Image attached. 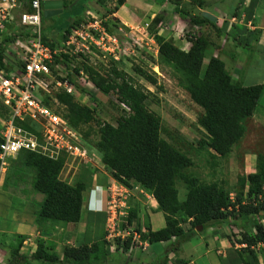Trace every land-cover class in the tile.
<instances>
[{"label": "rangeland", "instance_id": "1", "mask_svg": "<svg viewBox=\"0 0 264 264\" xmlns=\"http://www.w3.org/2000/svg\"><path fill=\"white\" fill-rule=\"evenodd\" d=\"M65 1L68 3L69 8L64 9L62 15H56L51 19H42L43 35L45 33L56 34L63 26L66 27V23L70 21L73 14L71 12L72 6L77 0ZM90 1L92 3H89V6L87 5L83 13L80 14L81 22L72 23L69 27V34H65L68 37L66 42H63L58 34H56L57 39H48L51 47L58 51L55 56H59L62 61H65L63 55L69 56L68 66L65 62L58 65L52 64V76L43 77L44 82L49 85L50 94L56 97L59 93H66L63 86L58 87L56 83L68 79V73L74 72V69L82 65L92 66L95 69H100L101 66L106 69L118 68L132 77L136 85L151 93L147 100V106L149 110L155 112L162 119V138L187 154L194 162V166L185 170L184 173L197 178L201 183L216 182L229 191L231 196L235 197L241 191L238 184L239 177L246 176L249 169L256 166L257 157L264 155V128L256 130L255 127H252L251 129L249 122H247V134L234 146L231 154L224 158L215 156L208 146L207 135L198 123L199 118L203 115V109L192 101L190 94L182 87L179 81L180 75L171 66L160 60L158 46L153 41V37L157 34V26L161 21H163L164 34L167 35L166 39L171 40L185 51H188L191 47L190 37L204 35L211 42V48L207 52L204 61V70L210 57H223L235 82H239L244 86L260 85L264 84V45L257 44L259 38H250V29L247 27H245L247 30L245 28L234 29L235 26L241 23L240 19L246 23L249 19H253L254 13L251 16L248 12L241 13V15H238V18H240H236L235 23L237 24L232 21L235 16L232 14L224 15L225 11L223 13L219 11L217 15H210L218 29L226 32L224 35L212 26L199 27L193 24L190 19L183 18L180 15H174L173 18L179 20L180 17L185 22L180 21L181 23L175 25H173V22L170 23V26L173 27L171 30L169 21L165 20L166 15L163 11H160L156 18L155 16L152 17L150 11L152 9L151 0H143L147 7H138L139 11L136 9L139 6L138 2L135 3V0H131L133 5L122 10L125 24H119L120 21L117 18H109V16H112V11L121 8L119 0H108L105 4H101L99 0ZM179 1L183 2L182 0H171L170 3L172 4L167 5L166 8L175 13V3ZM72 3L74 4L72 5ZM224 6H226L225 2ZM188 10L192 14L193 9ZM207 12L211 13L209 8H207ZM77 14L75 13V15ZM141 14L143 15L142 18H146L145 23H131L135 16ZM197 16L205 17L204 14L203 16L197 14ZM71 19L74 20L73 17ZM113 19H117L116 25L112 24ZM144 24H149L147 30L149 34L147 36L143 35L145 33L143 31L145 29ZM105 25H108L113 31L109 32ZM231 32H234L235 36ZM23 35L24 30L17 27L0 36L1 43H4L3 39L5 37L11 38L10 42L4 46L7 55L8 49L10 51L14 49L10 46L16 47L14 43L18 40H20V45L27 42L22 38L18 39V36ZM23 56V51H16L15 56H13L15 63L20 60L22 62ZM137 66L153 75L157 79V86L151 85L138 76L134 70ZM86 78L87 74L81 68L80 74L77 77L75 75L71 93L74 100L81 105L95 109L96 117L101 123L117 126L119 118L129 110L119 102L116 93L104 94L90 82L89 78ZM40 96L51 100L49 93L46 91L40 90ZM263 98L264 94L261 101ZM261 101L255 114H262L264 117V111L260 107ZM61 113L64 116L67 112L63 108ZM8 114L0 103V129L7 120ZM76 132L78 138L82 141V148L86 150L87 154L85 155L87 156L86 158L85 156L67 157L60 179L73 186L84 182L87 185V190L84 193L83 202L85 201L84 203L87 205L93 196V191L98 189H93V185H96V176L100 181L103 176L110 175L112 177V175L102 163V154L97 147L100 140L98 125L91 123L76 129ZM22 157L21 155L10 160V166L0 182L1 227L8 229L10 232H16L18 223L24 222L29 227V231H23L15 237L19 241V252L21 246H24V241L32 239V246L31 244L30 246L25 245V249L22 250L25 256L31 257L36 252L38 245L43 242L46 251L57 253L60 259L63 260L64 251L67 247L80 248L86 243L92 245L94 242H98L101 251L91 256L89 264H135L137 262L138 254L144 251L143 248L146 245L141 243L143 241L141 235L147 233L146 223L149 220L148 215H145L148 211L145 206L147 201L144 197L139 196V200L136 199L135 196L122 191L121 183L115 181L113 184L106 186V190H104L103 212H99L96 216H88L84 206L82 218L77 224L44 223L40 225L36 223V217L44 195L35 192L33 185L36 172L33 168L24 165V158ZM133 187L139 186L135 185ZM176 187L179 191L180 201H184L187 195L185 182L177 179ZM115 188L116 200L111 203L112 200L109 195H113L114 192L110 189L114 190ZM133 209L138 211L137 218L132 224H129L128 217ZM115 216L116 220L112 223L110 219ZM113 224L114 228L112 227ZM127 229L130 233L129 236L124 234ZM10 232L9 236H11ZM127 240L130 241L132 246L128 255L123 249ZM3 253H5L4 257L9 254L7 264H40L37 261L18 260V258L14 260L10 256L11 252L6 250ZM140 260H143V258L138 261ZM147 263L151 264L152 262L147 260Z\"/></svg>", "mask_w": 264, "mask_h": 264}, {"label": "trees", "instance_id": "2", "mask_svg": "<svg viewBox=\"0 0 264 264\" xmlns=\"http://www.w3.org/2000/svg\"><path fill=\"white\" fill-rule=\"evenodd\" d=\"M79 1L76 3L78 4ZM107 1L99 0L101 4ZM151 1L159 5L167 1L171 2V0ZM63 2V8L68 9V3L65 0ZM118 2L122 6L125 0ZM76 3L72 4L79 9ZM175 4V12L181 17L190 19L199 27L209 25L223 33V30L218 29L209 19L189 13L188 9L191 8H209L212 4L209 1H200L196 6L191 5L192 2L185 4L179 1ZM84 8L74 15L75 23L81 22L80 14L83 13ZM248 11L251 16L253 9ZM116 12L118 10L112 11L111 15ZM235 14L239 15L238 12ZM113 20L112 24L116 25L117 19ZM70 26L66 25L63 30H59L63 42L67 41L68 37L63 34H69ZM105 26L109 32L113 31L108 25ZM237 28L245 27H234ZM43 38L47 42L46 35ZM10 39L5 37L4 43L0 42V72L4 71L6 76L14 68L10 62L5 63L8 55L4 46L10 42ZM155 42L160 60L180 75L179 81L182 87L190 94L192 101L203 109V115L198 123L208 137L209 148L215 156L227 157L234 146L245 137L246 123L253 117L260 104L264 94V84L244 86L235 82L226 63L215 56L210 57L204 70L206 54L211 48V42L204 35L190 37L191 47L188 51L182 50L171 40L157 34ZM63 58L65 61L55 56L53 64L65 62L68 66L69 56L63 55ZM81 68L99 91L104 94L116 93L119 102L129 111L119 118L117 126L101 123L96 117L95 109L81 105L72 95L59 93L56 95L58 103L67 112L63 118L76 129L91 123L98 125L100 140L97 147L102 154V163L112 177L127 188L135 185L143 188L158 203L159 210L165 215L167 225L162 230L152 231L150 220H147V233H143L141 238L151 244L168 242L175 238L179 247L190 239L182 227L187 222L191 224L190 231L195 233L198 227H202V231H205L217 222L240 221L242 225L244 224L245 231L240 234L241 239L238 242L247 244L242 249L247 255V258H243V262L261 264L258 252L254 248L264 243V155L257 157L256 170L253 173L239 177L238 184L241 191L232 198L231 193L218 183H201L197 178L184 173L194 166V162L187 154L162 138V119L147 106L151 94L149 91L136 85L132 77L115 67L106 69L101 66L100 69H95L92 66L82 65L74 69V72L68 73L71 84H74L75 75L77 77L80 74ZM134 70L148 83L157 86V79L148 71L139 66ZM45 101L48 106H52L48 99ZM6 111L9 113L7 109ZM25 127L30 128L28 125ZM30 129L40 134L38 129ZM21 155L24 158V165L33 168L36 172L33 185L35 192L44 195L36 223L40 225L79 223L87 185L80 182L73 186L60 179L65 159L53 161L34 152H25L19 156ZM177 179L183 180L187 186L184 201L179 199ZM137 214L138 211L134 209L130 212L129 224L137 218ZM253 229H256V233ZM88 244L80 248L67 247L63 260L57 253L46 251L43 242L38 245L31 257L21 255L18 248L11 250V256L14 260L18 258V260L37 261L40 264H89L91 256L101 249L98 242ZM131 247L130 241L127 240L123 249L127 252ZM175 264H186V262L179 260Z\"/></svg>", "mask_w": 264, "mask_h": 264}, {"label": "built area", "instance_id": "3", "mask_svg": "<svg viewBox=\"0 0 264 264\" xmlns=\"http://www.w3.org/2000/svg\"><path fill=\"white\" fill-rule=\"evenodd\" d=\"M236 20L233 18V23ZM17 27L24 30V35L18 36V39L27 42L20 45L18 40L14 43L16 47L10 48L24 52L22 62L15 63L7 76L4 71L0 72V102L9 111L0 129V182L10 166V160L25 152H34L53 161L70 156H87L76 128L63 118L60 111L63 107L50 94L49 85L43 80L45 76H52L51 66L58 51L43 38L42 0H0V33H7ZM144 27L143 35L147 36L149 24ZM56 84L58 87L63 86L66 93L71 95L73 84L68 79ZM40 90L49 93L52 106L45 103L46 99L40 96ZM25 125L38 129L40 134ZM110 190L114 192L109 195L111 203H114L115 189ZM114 220L116 216L110 219L112 223ZM112 227H115L114 224ZM124 234L130 235L128 229Z\"/></svg>", "mask_w": 264, "mask_h": 264}, {"label": "crops", "instance_id": "4", "mask_svg": "<svg viewBox=\"0 0 264 264\" xmlns=\"http://www.w3.org/2000/svg\"><path fill=\"white\" fill-rule=\"evenodd\" d=\"M182 1L185 4L192 2L191 5L196 6L200 3V1H203V0H194V1L193 0H182ZM252 1L254 3H252ZM134 2L135 3L138 2L139 4V6H137L136 8L137 10H138V7L139 8H144L145 6L147 7V5L143 2V0H135ZM224 2L226 3V6H224ZM89 3H92V1L83 0L82 2L80 0L78 4L76 3V5L79 6L80 10L72 6L73 9L71 10V12L73 14L71 18L72 17L74 18L75 13L81 12V9H83L84 7L86 9L87 5L89 6ZM151 3H152L151 4L152 9H150V11H151L152 17L155 16L156 18L159 12L163 11L164 14L166 15L165 20L169 21V27H171V30L173 27L170 26V23L172 24L173 22V25H175L176 23L185 22L180 17H179V20L177 18L176 19L173 18L174 15L178 16V14L166 8L167 5L171 4L170 2L167 1L165 4H163V6L155 3L154 1H152ZM209 3H212L211 5H209V9H212L210 11L213 14H211L210 12H207V9H205L206 11H204L203 8H196V9L191 8L193 9L192 14L193 15L199 14L200 16H203L204 14L205 18L213 22L214 19L211 18L210 15H217L219 11L221 13L225 11L223 13L224 15L228 16V14L229 15L232 14L235 16V18L239 19L240 17L238 18V15H236L235 13L238 12L239 15H241V13L243 12L249 13L250 10L248 11V9L250 8L251 4H254V6L252 5V8H250V9H253V13H254L253 19L254 20L249 19L248 22L245 23L244 21L240 19L239 21L241 23L237 26H244L250 29L249 31L251 33L250 38L257 37L259 38V41L257 42V44L260 46L264 45V29H262L264 28V0H210ZM63 5H64V2H63ZM132 5L133 3H131V0H125V3L123 4V6H121V8H119L118 12L114 14L113 16H109V18L111 17L117 18L120 21L119 24H125L126 21L123 19L122 10L126 7L130 8V6ZM63 11H64V8H63ZM141 12H144V11H141ZM142 16H143L142 14L135 16V18L132 19L131 23L133 22L143 23L146 20V18L144 17L142 18ZM49 18L51 19V17ZM71 18H70V21L66 23L68 26H70L72 23H75L74 21L75 19L71 20ZM256 18L257 20H255ZM162 23L163 21H161L157 26L158 28L157 34H159L160 36H164L166 38L167 35L164 34V30L162 29ZM234 24H237V23H234ZM63 28H65V26H63L61 29L63 30ZM262 30L263 32H261ZM254 32H257V33H254ZM223 33L225 35L226 32H223ZM231 33L233 34V36H235L234 32H231ZM56 34H58L59 38L62 37L59 31ZM56 34L45 33L43 36L46 35L47 42H48L49 38L57 39ZM15 52L16 51L14 50L10 51V49H8V57L5 60V63L9 64L10 62L11 64H13V66L15 65V61L13 59V56H15ZM220 59L224 61L223 57H220ZM260 107L264 111V98L261 101ZM247 122H249V126L251 129L252 127H255L256 130L264 128V117L262 116V114L253 115V117H251ZM246 127L248 130L247 123H246ZM252 168L254 171L256 170V166H253ZM115 181L116 180L113 179L110 175H105V177L103 176L100 181L98 180V177L96 176V185H93V189L98 188V192L96 194H93V197H92L93 202L89 207L88 205L84 203L85 201L83 202V208L85 206L88 216L89 215L96 216L100 212L99 211L100 207L103 208L104 206V195H105L104 190H106V186L113 184V182ZM120 185L122 186L121 187L122 191L128 192V194H131V196H135L136 199L139 200V196H142L145 198V200L147 201L146 202L147 205L145 206L147 207V211H148L145 213V215L146 216L148 215L147 217H149L152 231H159L166 227L167 223H166L165 215L162 211L159 210V205L152 195H150L149 193H146L140 187H133L132 189L125 187L126 188L125 189L122 184ZM83 208H82V214H83ZM95 216L93 217L95 218ZM1 225L2 224L0 223V262L1 260H3L2 264H7L9 262L8 261L9 254L7 255V257H4L5 253L3 252H5V250L8 252H11L13 248H16V249L20 248L19 241H17L15 237L16 235L21 234V232L28 230L29 227L28 225L24 224V222L18 223L16 225V232H17L16 233L14 231L10 232L8 229L1 227ZM182 227L185 233L188 234L187 237L188 238L190 237V239L184 244H181L179 247H177L179 244L177 243L178 240H176L175 238H173L172 240L168 242H161V243H155V244H151L147 240L142 239L143 241L141 243H144L146 245L143 248L144 251L138 254L137 259L139 260L143 258V260H140V261L137 260L138 263L135 262V264H148L147 260L151 261L152 262L151 264H175L179 260L185 261L186 264H244L243 258H247V255H245L242 252V249L244 247L241 243L238 242V240L241 239L240 234H241V231L242 233L245 231V227H244V224L242 225L240 221L236 223L232 220H227L224 222H217L213 226L208 227L205 231L196 230L195 233L190 231L191 230L190 222L185 223ZM9 232L11 233V236H9ZM31 242H32V239L25 240L24 246L25 245L30 246ZM24 246H21V251H20L21 255H24L22 253L23 252L22 250L25 249ZM255 250L256 252H258L260 263H264V259H263L264 258L263 257L264 244L258 245L255 248ZM130 252L131 250H128L126 254L128 255Z\"/></svg>", "mask_w": 264, "mask_h": 264}, {"label": "water", "instance_id": "5", "mask_svg": "<svg viewBox=\"0 0 264 264\" xmlns=\"http://www.w3.org/2000/svg\"><path fill=\"white\" fill-rule=\"evenodd\" d=\"M43 7V17L46 19L48 17H53V11L58 10L56 14H62L63 0H42ZM198 230H202V227H198Z\"/></svg>", "mask_w": 264, "mask_h": 264}, {"label": "clouds", "instance_id": "6", "mask_svg": "<svg viewBox=\"0 0 264 264\" xmlns=\"http://www.w3.org/2000/svg\"><path fill=\"white\" fill-rule=\"evenodd\" d=\"M42 3H43V1H42ZM63 7H64V5H63ZM42 8H43V7H42ZM62 12H63V9H62ZM55 15H62V14H55ZM55 15H54V16H55ZM113 15H114V14H113ZM113 15H112V16H113ZM43 18H44V17H43V12H42V19H43ZM48 18H49V17H48ZM113 18H114V17H113ZM44 19H45V18H44ZM144 26H145V24H144ZM119 29H120V28H119ZM1 34H2V33H1ZM3 34H5V33H3ZM64 35H65V34H64ZM67 39H68V38H67ZM153 41H155V36L153 37ZM1 104H2V103H1ZM250 171H251V172H250V173L248 172L247 175H249V174H251V173L254 172L253 168L250 169ZM94 192H95V193H94ZM97 192H98V189H97V190H94V191H93V194H96ZM92 197H93V196H92ZM92 197H91V199H90V202L87 203L88 207H89V206L92 204V202H93V198H92ZM232 198H234V196H232ZM99 211H100V212H103V208L100 207V210H99ZM197 230H198V228H197ZM199 231H202V230H199ZM253 232L256 233V229H253ZM241 233H242V231H241ZM243 233H244V232H243ZM261 244H264V243H261ZM261 244H258V245H261ZM242 245H243L244 248L247 246V244H245V243H243ZM258 245H257V246H258ZM257 246H256V247H257ZM256 247H255V248H256ZM255 248H254V249H255ZM261 264H264V263H261Z\"/></svg>", "mask_w": 264, "mask_h": 264}, {"label": "flooded vegetation", "instance_id": "7", "mask_svg": "<svg viewBox=\"0 0 264 264\" xmlns=\"http://www.w3.org/2000/svg\"><path fill=\"white\" fill-rule=\"evenodd\" d=\"M42 12H43V8H42ZM56 13H58V10H55V11L52 12V14H54V15H55ZM58 16H59V15H58Z\"/></svg>", "mask_w": 264, "mask_h": 264}]
</instances>
